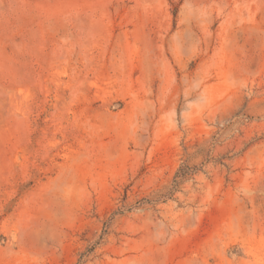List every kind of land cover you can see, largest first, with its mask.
I'll use <instances>...</instances> for the list:
<instances>
[{
    "label": "rangeland",
    "instance_id": "374dc122",
    "mask_svg": "<svg viewBox=\"0 0 264 264\" xmlns=\"http://www.w3.org/2000/svg\"><path fill=\"white\" fill-rule=\"evenodd\" d=\"M0 264H264V0H0Z\"/></svg>",
    "mask_w": 264,
    "mask_h": 264
},
{
    "label": "trees",
    "instance_id": "16d2710c",
    "mask_svg": "<svg viewBox=\"0 0 264 264\" xmlns=\"http://www.w3.org/2000/svg\"><path fill=\"white\" fill-rule=\"evenodd\" d=\"M180 171H181V169H179V170L176 172V174H175V176H174V179H175V180H178V179L183 178L182 175H181V173H180Z\"/></svg>",
    "mask_w": 264,
    "mask_h": 264
}]
</instances>
